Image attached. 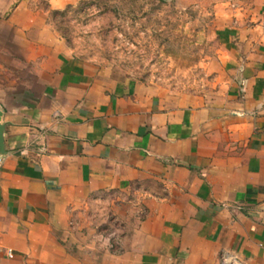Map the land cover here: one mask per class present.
<instances>
[{"label": "crops", "instance_id": "1", "mask_svg": "<svg viewBox=\"0 0 264 264\" xmlns=\"http://www.w3.org/2000/svg\"><path fill=\"white\" fill-rule=\"evenodd\" d=\"M70 5L0 0V264H264V4L195 103L76 54Z\"/></svg>", "mask_w": 264, "mask_h": 264}, {"label": "rangeland", "instance_id": "2", "mask_svg": "<svg viewBox=\"0 0 264 264\" xmlns=\"http://www.w3.org/2000/svg\"><path fill=\"white\" fill-rule=\"evenodd\" d=\"M263 4L264 0H71L70 7L52 19L75 53L93 65L195 103L216 88L213 61L219 54L220 29L248 23Z\"/></svg>", "mask_w": 264, "mask_h": 264}, {"label": "water", "instance_id": "3", "mask_svg": "<svg viewBox=\"0 0 264 264\" xmlns=\"http://www.w3.org/2000/svg\"><path fill=\"white\" fill-rule=\"evenodd\" d=\"M2 111H0V121H1ZM3 125L0 124V155L4 153V147H3Z\"/></svg>", "mask_w": 264, "mask_h": 264}, {"label": "built area", "instance_id": "4", "mask_svg": "<svg viewBox=\"0 0 264 264\" xmlns=\"http://www.w3.org/2000/svg\"><path fill=\"white\" fill-rule=\"evenodd\" d=\"M262 30L264 31V21H263V23H262ZM9 256H11V254L9 255ZM228 257L229 256H225V255H223V256H221L220 257V262H221V264H234L233 263V259L232 260H228ZM230 258V257H229Z\"/></svg>", "mask_w": 264, "mask_h": 264}]
</instances>
